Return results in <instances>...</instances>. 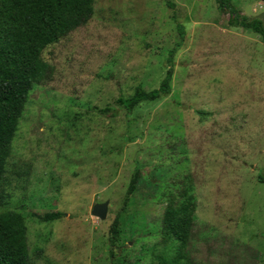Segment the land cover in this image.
<instances>
[{"label":"rangeland","instance_id":"374dc122","mask_svg":"<svg viewBox=\"0 0 264 264\" xmlns=\"http://www.w3.org/2000/svg\"><path fill=\"white\" fill-rule=\"evenodd\" d=\"M220 1L264 24V0H95L86 24L43 50L54 74L29 93L0 186L30 264H264V41L231 26ZM174 48L168 96L100 113L157 88ZM185 188L196 207L183 249L162 225ZM104 202L102 220L92 210ZM54 211L65 215L41 219Z\"/></svg>","mask_w":264,"mask_h":264},{"label":"trees","instance_id":"16d2710c","mask_svg":"<svg viewBox=\"0 0 264 264\" xmlns=\"http://www.w3.org/2000/svg\"><path fill=\"white\" fill-rule=\"evenodd\" d=\"M95 0H0V186L19 120L35 85L49 82L54 67L43 56V50L86 24L94 14ZM229 10L231 26H241L261 35L264 24L259 18L243 15L230 1H220ZM175 9L176 4L167 1ZM176 14L173 19L176 20ZM181 37L184 28L177 24ZM181 38V39H182ZM181 42L177 44L180 46ZM170 51L168 69L157 88L145 90L138 86L130 97L119 96L115 104L100 110L105 116H115L121 109L132 111L138 104L168 96L174 76L173 55ZM140 171L132 175L123 208L137 188ZM195 198L188 189L180 195H171L163 217L162 235L165 240L180 242L181 248L189 244L194 228ZM60 211L41 215L44 221L63 217ZM121 233L120 215L110 229L109 243L114 248ZM0 264H30L26 225L19 212H0ZM172 264H188L175 261Z\"/></svg>","mask_w":264,"mask_h":264},{"label":"water","instance_id":"95a60500","mask_svg":"<svg viewBox=\"0 0 264 264\" xmlns=\"http://www.w3.org/2000/svg\"><path fill=\"white\" fill-rule=\"evenodd\" d=\"M92 214L102 220L106 219L108 214V202L95 204Z\"/></svg>","mask_w":264,"mask_h":264}]
</instances>
